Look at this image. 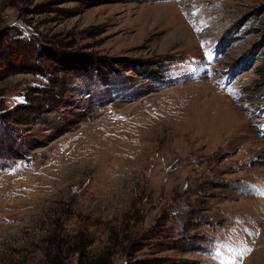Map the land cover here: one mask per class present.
<instances>
[{
	"label": "rangeland",
	"instance_id": "obj_1",
	"mask_svg": "<svg viewBox=\"0 0 264 264\" xmlns=\"http://www.w3.org/2000/svg\"><path fill=\"white\" fill-rule=\"evenodd\" d=\"M0 53V264H264V0H0Z\"/></svg>",
	"mask_w": 264,
	"mask_h": 264
},
{
	"label": "trees",
	"instance_id": "obj_2",
	"mask_svg": "<svg viewBox=\"0 0 264 264\" xmlns=\"http://www.w3.org/2000/svg\"><path fill=\"white\" fill-rule=\"evenodd\" d=\"M3 52V51H2ZM1 54V53H0ZM62 65V69L60 68V70H62L61 73H63V76L67 74L68 70L76 68L77 70H89L91 67H94L95 64H93L92 62H90L89 60H77L75 62H73L70 66V64H67V66L70 67H64L65 65L60 63ZM136 67H135V73H138V68L140 66V68L142 67V70H149L150 69V65L149 64H140V63H135ZM51 67L48 68V70L50 71ZM86 68V69H85ZM95 68V67H94ZM92 68V69H94ZM96 72L98 73V78L101 80L106 81V78L104 76V73H102V69L97 66ZM132 68V67H130ZM109 70V72L111 71L112 73H116V71L114 69L111 68H107ZM46 70V71H48ZM118 73V72H117ZM50 96L45 98V99H39L37 98V102L35 105L31 106V103L28 102L27 100V96H25V94H21L18 95L17 100H19V104L20 105H15L13 107L12 110H9V115L7 116H2L3 118H5L6 120H12L13 122H16L17 124H23V125H30V124H37L39 122L40 119H38L39 116H41L44 113H48V109H52V108H58L59 106H66L68 103L65 102V96L69 93V91L65 88H59L58 91H51L50 92ZM58 96L61 97V99H58ZM47 102V103H46ZM29 103V104H28ZM46 103V104H45ZM45 104V105H44ZM18 147V145H16ZM19 149V147H18ZM2 155L3 153H5L4 151H1ZM17 152V151H16ZM7 155V154H5ZM3 155V156H5ZM19 157L21 158H25V153H18ZM86 261H88L87 263H79V264H110V263H94L93 261H91V258H86Z\"/></svg>",
	"mask_w": 264,
	"mask_h": 264
}]
</instances>
